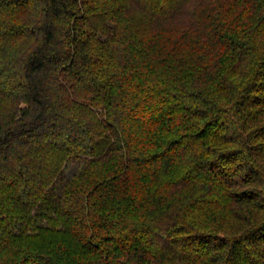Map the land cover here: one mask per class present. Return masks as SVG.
I'll use <instances>...</instances> for the list:
<instances>
[{
    "label": "trees",
    "instance_id": "16d2710c",
    "mask_svg": "<svg viewBox=\"0 0 264 264\" xmlns=\"http://www.w3.org/2000/svg\"><path fill=\"white\" fill-rule=\"evenodd\" d=\"M0 264H264V0H0Z\"/></svg>",
    "mask_w": 264,
    "mask_h": 264
},
{
    "label": "rangeland",
    "instance_id": "374dc122",
    "mask_svg": "<svg viewBox=\"0 0 264 264\" xmlns=\"http://www.w3.org/2000/svg\"><path fill=\"white\" fill-rule=\"evenodd\" d=\"M77 167H78V163L76 162L69 164L65 171L66 176L68 178H71L77 172L78 169Z\"/></svg>",
    "mask_w": 264,
    "mask_h": 264
}]
</instances>
